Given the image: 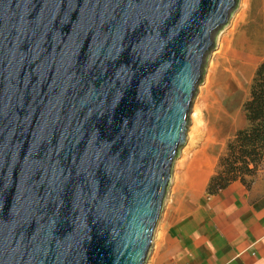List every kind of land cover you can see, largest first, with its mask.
Segmentation results:
<instances>
[{
	"label": "water",
	"instance_id": "water-1",
	"mask_svg": "<svg viewBox=\"0 0 264 264\" xmlns=\"http://www.w3.org/2000/svg\"><path fill=\"white\" fill-rule=\"evenodd\" d=\"M240 0H0V264H146Z\"/></svg>",
	"mask_w": 264,
	"mask_h": 264
},
{
	"label": "crops",
	"instance_id": "crops-1",
	"mask_svg": "<svg viewBox=\"0 0 264 264\" xmlns=\"http://www.w3.org/2000/svg\"><path fill=\"white\" fill-rule=\"evenodd\" d=\"M233 19L212 59L205 136L180 150L146 264H264V160L249 183L208 193L264 62V0H242Z\"/></svg>",
	"mask_w": 264,
	"mask_h": 264
},
{
	"label": "trees",
	"instance_id": "trees-1",
	"mask_svg": "<svg viewBox=\"0 0 264 264\" xmlns=\"http://www.w3.org/2000/svg\"><path fill=\"white\" fill-rule=\"evenodd\" d=\"M251 85L244 105L248 125L229 139L226 153L209 182V194L219 192L233 180L240 179L247 184L259 173L264 160V62L258 67Z\"/></svg>",
	"mask_w": 264,
	"mask_h": 264
},
{
	"label": "rangeland",
	"instance_id": "rangeland-1",
	"mask_svg": "<svg viewBox=\"0 0 264 264\" xmlns=\"http://www.w3.org/2000/svg\"><path fill=\"white\" fill-rule=\"evenodd\" d=\"M240 5L237 8V10L232 14L231 21L226 25V27L218 33L217 37V47L219 45V42L221 41V34L226 31V28L230 26L233 23V17L235 14L239 11L240 7L242 6V0L239 1ZM217 48L211 51L208 66L206 68L207 73L205 80L203 83L200 85L197 96L194 101V107L192 110L191 114V124L188 130V136H189V143L188 144H195L197 140L201 139L203 136H205V131H206V124H207V119H206V113H207V108L211 106V78L213 74V67L214 63L212 62L213 56L216 53Z\"/></svg>",
	"mask_w": 264,
	"mask_h": 264
}]
</instances>
